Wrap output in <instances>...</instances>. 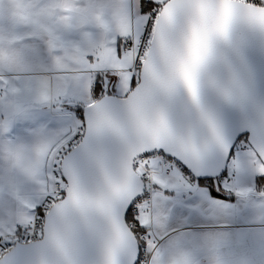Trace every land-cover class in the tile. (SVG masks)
<instances>
[{"label":"snow or ice","instance_id":"1","mask_svg":"<svg viewBox=\"0 0 264 264\" xmlns=\"http://www.w3.org/2000/svg\"><path fill=\"white\" fill-rule=\"evenodd\" d=\"M0 264H264V0H0Z\"/></svg>","mask_w":264,"mask_h":264}]
</instances>
